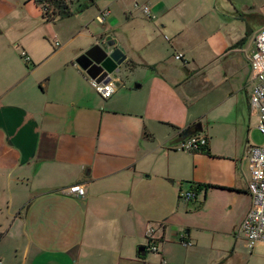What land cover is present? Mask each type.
Masks as SVG:
<instances>
[{"label":"crops","instance_id":"obj_1","mask_svg":"<svg viewBox=\"0 0 264 264\" xmlns=\"http://www.w3.org/2000/svg\"><path fill=\"white\" fill-rule=\"evenodd\" d=\"M224 1L74 0L58 42L50 27L65 19L45 21L32 0H0V264H264L262 244L245 250L240 233L251 209L247 158L261 136L249 56L243 66L233 48L241 34L221 20L235 0ZM102 4L109 15L98 28ZM249 16L264 28L263 11ZM109 42L130 74L112 76L117 89L104 100L74 60ZM173 55L182 69L168 64ZM222 59L223 73L212 71ZM138 68L147 72L139 83ZM190 137H205L207 150L180 151ZM72 185L85 196L66 195ZM190 192L196 200H183ZM151 226L155 254L144 250Z\"/></svg>","mask_w":264,"mask_h":264},{"label":"built area","instance_id":"obj_2","mask_svg":"<svg viewBox=\"0 0 264 264\" xmlns=\"http://www.w3.org/2000/svg\"><path fill=\"white\" fill-rule=\"evenodd\" d=\"M73 2L74 0H65ZM134 9L140 10L147 19H153L151 11L147 6L133 5ZM109 15V11L104 9L96 16V21L103 24ZM25 62H29L28 56L23 52L21 54ZM182 55H176V60H182ZM251 78L254 80L253 93L249 97V106L252 112L257 114L258 132L264 138V28H262L255 38L253 50L249 58ZM90 84L97 94L104 100L111 98L116 92L118 81L111 79L106 82H97L90 79ZM207 146L205 137H190L183 141L178 148L180 151L198 152ZM248 160V192L251 197V209L245 216L240 226L246 245L253 248L257 244L264 245V142L260 145H252L249 149ZM64 193L72 197L82 198L85 196V187L83 185H72L65 189ZM185 201L196 200V193L190 192L183 194ZM155 229L151 226L146 229L145 236L150 241V250L158 253L155 245Z\"/></svg>","mask_w":264,"mask_h":264},{"label":"rangeland","instance_id":"obj_3","mask_svg":"<svg viewBox=\"0 0 264 264\" xmlns=\"http://www.w3.org/2000/svg\"><path fill=\"white\" fill-rule=\"evenodd\" d=\"M29 1H31V0H29ZM228 1L229 0H225L224 1V5H225V2H227L228 3ZM33 4V3H32ZM229 4V3H228ZM34 5V4H33ZM30 6V8L32 7V8H34V6H31V5H29ZM232 7H230V8H232V10L233 11H229V7H227V9H226V11H228V12H230L229 14H227L226 16H227V19H221V20H225L226 22H229V23H232L234 26H233V28L231 27V24H230V27L229 28H232V30H233V32L232 33H234L235 32V34H241V40H239V42H242L243 41V43L241 44V47L240 46H238L237 48H236V50L237 51H239V52H241L243 55V66H246V60H245V57H247V56H249V58H250V53H252V50H253V44H254V42H255V38H256V34L259 32V30L261 29V27H262V25H261V23H255V24H253V19H251V17L249 16L250 14H257V15H259L260 14V16H261V11H263L264 12V0H235V8H234V6L233 5H231ZM101 7H104V9H105V6H104V4H102L101 6H100V8ZM252 8V9H251ZM102 10H103V8H102ZM251 10V12H247V11H250ZM252 10H254V11H252ZM260 11V12H259ZM247 12V13H246ZM97 14V13H96ZM224 14V16H225V12L223 13ZM247 14V15H246ZM95 16V15H94ZM217 17H218V15H217ZM76 18V17H75ZM75 18H72V19H65V20H62V21H57L54 25H51V27L50 28H52V30H53V32L56 34V41H58V42H61V38L60 37H65L67 34H68V32H69V30L71 29V27H72V23L75 21ZM84 18H86V17H84ZM251 23V30L253 31V32H251L250 34H248L247 32H245V28H246V25L248 24H250ZM92 24V26H96V27H98L99 28V23H97L95 20L91 23ZM235 28V29H234ZM242 28V29H241ZM220 35L221 34H223L222 32L221 33H219ZM60 36V37H59ZM222 36V35H221ZM204 39H205V35H204ZM51 42V44H54L55 43V41H52V40H50ZM238 42H237V40H236V42H234V45L235 44H237ZM200 46H198V48L196 49V51H194V55L197 57V64L199 63V62H204V61H206L205 59H204V57H203V55H204V51L205 50H207V49H205V41L203 42H200V44H199ZM233 45V46H234ZM248 58V57H247ZM189 60V65H188V67H193V62H192V59H188ZM167 62H169L168 64L169 65H171V68H178V69H182L183 67H184V65H183V63H182V60H176L175 59V57H174V55L172 56V58L170 57V60H168ZM225 65H227V61H224L223 59L220 61V63L219 64H216L214 67L212 66V71H214L215 70V68H218V69H220V71H221V73H223V67L225 66ZM185 66H187V65H185ZM249 66H250V62H249ZM193 70H195V67H193ZM221 73L219 74V76L221 77L222 75H221ZM126 74H130L128 71H126V69H124V67H121V69H120V71H119V73H117L116 74V76L117 77H119V78H122V79H124L125 78V76H126ZM147 72L146 71H144V69H140V68H138L137 69V71H136V73L133 75L134 76V78L136 79V81H138L137 83H139L140 81H142V79L143 78H145L147 75ZM215 75H216V71H215ZM242 74H239L238 76H237V80H238V78L241 76ZM217 77V75H216V80L217 81H215V82H219V80H220V77ZM195 78H196V75L194 76H192V81L193 80H195ZM249 78V77H248ZM250 82L251 83H254V80L251 78V69H250ZM132 87H134V84H133V86ZM227 89V85H222L221 87H220V89L218 90L220 93H221V91L220 90H222V91H225ZM196 90V89H195ZM190 92H192L191 90L189 91L188 90V94L190 93ZM195 93V97H196V99H200V96H201V94H203L202 92H194ZM197 93H199V94H197ZM252 93H253V87H252ZM215 94L217 95V91L214 93V99L213 100H219L218 99V97L217 96H215ZM196 99H194L193 100V102H194V105L196 104V102L198 101H196ZM188 102H189V98H188ZM196 109V108H195ZM194 113V112H193ZM260 134V133H259ZM259 136H261V135H259ZM262 137V136H261ZM259 138V142H257V144L256 145H260V144H262L263 143V141H264V139L263 138ZM225 241H224V248L226 249V250H229L230 251V248H231V246H232V243L234 242V240L232 241L231 239H229L228 237H226L225 239H224ZM156 241V240H155ZM156 245V244H155ZM247 246V245H246ZM262 246H264L263 244H262ZM259 247V248H256V251H255V253H257V249H260V251L263 253L264 252V247ZM157 247V246H156ZM255 247V246H254ZM253 247V248H254ZM248 248V249H247ZM247 248L245 249V250H248V251H250V250H252L253 248H249L248 246H247ZM158 249V248H157ZM150 250V249H149ZM151 251V250H150ZM153 254H155V253H153ZM261 254V253H260ZM229 264V263H228Z\"/></svg>","mask_w":264,"mask_h":264},{"label":"water","instance_id":"obj_4","mask_svg":"<svg viewBox=\"0 0 264 264\" xmlns=\"http://www.w3.org/2000/svg\"><path fill=\"white\" fill-rule=\"evenodd\" d=\"M125 59L123 53L109 42L104 45L95 44L77 56L74 63L89 79L106 83L119 73Z\"/></svg>","mask_w":264,"mask_h":264},{"label":"trees","instance_id":"obj_5","mask_svg":"<svg viewBox=\"0 0 264 264\" xmlns=\"http://www.w3.org/2000/svg\"><path fill=\"white\" fill-rule=\"evenodd\" d=\"M32 1L41 8L43 18L47 22L52 23L57 19H65L73 15L71 6L73 5L74 2H66L65 0H32ZM242 43L243 41L238 42L233 46V48H237ZM206 150H207L206 147L201 149L202 152H205ZM3 236L4 235L0 233V241L2 240ZM147 240H148V246H146L144 250H148L151 248L150 241L148 238Z\"/></svg>","mask_w":264,"mask_h":264}]
</instances>
